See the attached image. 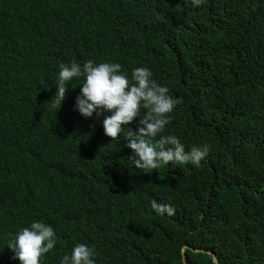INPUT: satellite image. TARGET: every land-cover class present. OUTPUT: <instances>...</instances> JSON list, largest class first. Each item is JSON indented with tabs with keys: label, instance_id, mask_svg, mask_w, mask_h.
Masks as SVG:
<instances>
[{
	"label": "trees",
	"instance_id": "trees-1",
	"mask_svg": "<svg viewBox=\"0 0 264 264\" xmlns=\"http://www.w3.org/2000/svg\"><path fill=\"white\" fill-rule=\"evenodd\" d=\"M89 59L167 86L163 134L208 144L200 166L136 169L123 134L75 109L82 78L51 100L59 65ZM33 220L57 235L42 264L77 243L97 264H183L184 247L264 264V0H0V264H20L7 244Z\"/></svg>",
	"mask_w": 264,
	"mask_h": 264
},
{
	"label": "clouds",
	"instance_id": "clouds-1",
	"mask_svg": "<svg viewBox=\"0 0 264 264\" xmlns=\"http://www.w3.org/2000/svg\"><path fill=\"white\" fill-rule=\"evenodd\" d=\"M201 3L202 0H185V4L193 8ZM121 68L117 62H94L91 59L83 64L75 61L61 63L51 100L54 99L60 107L69 83L82 78L75 109L85 118L94 113L97 117L103 115V131L111 140L123 134L124 146L132 150L136 169L151 173L169 162L173 166L190 164L199 167L209 152L208 144L193 145L186 150L179 136L163 134L169 123V114L178 103L169 95L168 87L154 80L146 67L133 68L130 77ZM137 118V127L133 130L129 125ZM125 126L129 127L126 134ZM150 206L157 214L173 215V208L165 203L152 200ZM9 241L7 247L20 264H42V257L54 249L57 235L50 224L33 220L18 229ZM58 264H97V252L94 247L77 243L70 253L60 256Z\"/></svg>",
	"mask_w": 264,
	"mask_h": 264
},
{
	"label": "water",
	"instance_id": "water-1",
	"mask_svg": "<svg viewBox=\"0 0 264 264\" xmlns=\"http://www.w3.org/2000/svg\"><path fill=\"white\" fill-rule=\"evenodd\" d=\"M185 250H186L185 248L182 249V251H183V264H189L188 261H187V259H186L185 253H184ZM194 252L206 253L205 251H201V250H194ZM213 262H214V264H220L219 261H218V259L216 257H214V256H213Z\"/></svg>",
	"mask_w": 264,
	"mask_h": 264
},
{
	"label": "bare ground",
	"instance_id": "bare-ground-1",
	"mask_svg": "<svg viewBox=\"0 0 264 264\" xmlns=\"http://www.w3.org/2000/svg\"><path fill=\"white\" fill-rule=\"evenodd\" d=\"M5 61H6V59H5ZM8 61V60H7Z\"/></svg>",
	"mask_w": 264,
	"mask_h": 264
}]
</instances>
